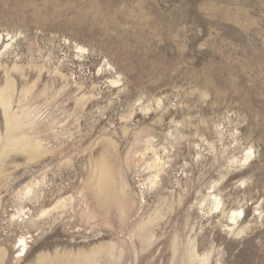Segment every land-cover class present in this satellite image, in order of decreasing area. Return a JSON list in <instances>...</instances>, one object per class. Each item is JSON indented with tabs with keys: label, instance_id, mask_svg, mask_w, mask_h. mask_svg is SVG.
<instances>
[{
	"label": "rangeland",
	"instance_id": "obj_1",
	"mask_svg": "<svg viewBox=\"0 0 264 264\" xmlns=\"http://www.w3.org/2000/svg\"><path fill=\"white\" fill-rule=\"evenodd\" d=\"M0 264H264V0H0Z\"/></svg>",
	"mask_w": 264,
	"mask_h": 264
},
{
	"label": "bare ground",
	"instance_id": "obj_2",
	"mask_svg": "<svg viewBox=\"0 0 264 264\" xmlns=\"http://www.w3.org/2000/svg\"><path fill=\"white\" fill-rule=\"evenodd\" d=\"M232 216H233V215H232ZM232 216H231V219L233 220ZM21 243H22V245L20 246V247H21V253H24L25 250H26V246H25L24 241H21Z\"/></svg>",
	"mask_w": 264,
	"mask_h": 264
}]
</instances>
